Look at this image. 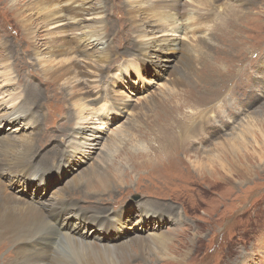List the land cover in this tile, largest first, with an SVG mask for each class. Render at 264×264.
Masks as SVG:
<instances>
[{
  "label": "rangeland",
  "instance_id": "1",
  "mask_svg": "<svg viewBox=\"0 0 264 264\" xmlns=\"http://www.w3.org/2000/svg\"><path fill=\"white\" fill-rule=\"evenodd\" d=\"M13 1L0 0V92L8 89L7 95L0 94V120L6 122L0 127V139L8 136L18 146L30 142L27 156L33 166L44 169L56 164L60 170L59 176L50 172L44 191L35 187L34 180L23 195L46 192L47 210L52 198L63 193L84 208L96 207L94 212L121 214L125 225L115 220L114 226L124 228L121 233L126 237L117 242L154 237V246L140 250L133 246L138 256L130 264H264V90L258 88L264 79V0H176L184 4L181 14L186 12L189 18L184 23L168 22L160 32L148 29L144 38L131 29L129 3L100 0L111 49L108 58L97 62L86 57L92 46H75L76 52H83L75 58L76 79L55 85L46 82L48 71L62 55L48 62L52 55L43 41L76 40L97 29L92 20L97 17L85 15L87 25L82 29L71 30L69 25L62 29L33 16L36 11L25 7V0L18 6L21 13L11 12ZM88 4L93 7L94 0ZM138 16L159 25L153 16ZM30 18L35 30L31 36L25 28ZM162 39L174 42L165 47L157 42ZM34 41H39L37 46ZM146 44L151 45L148 52L139 50ZM245 72L250 85L223 90L229 78L238 82ZM26 84L38 95L37 102L27 106L31 111L27 121L9 113L21 99L10 98L13 85L20 91ZM91 94H103L107 101L100 96L92 103L94 98H88L91 105L83 103L84 118L78 117L82 105L78 100ZM196 94L206 95L205 104L219 106L223 118L206 123L207 140L185 145V153L178 147L185 137L176 136L174 141L173 127L179 114L186 123L182 132L195 136L192 127L199 118L191 112L204 108H191ZM224 102L228 107H221ZM165 106L170 109L162 114ZM157 111L162 114L159 118ZM161 125L166 130L157 142ZM214 154L217 177L212 175ZM169 160L179 168L186 164L198 182L180 180L175 185L176 180L166 175L173 167ZM145 202L154 213H142ZM164 211L169 214L163 217ZM87 231L98 233L93 225ZM69 254L81 264H106L104 256ZM8 256L4 248L0 264Z\"/></svg>",
  "mask_w": 264,
  "mask_h": 264
},
{
  "label": "bare ground",
  "instance_id": "2",
  "mask_svg": "<svg viewBox=\"0 0 264 264\" xmlns=\"http://www.w3.org/2000/svg\"><path fill=\"white\" fill-rule=\"evenodd\" d=\"M125 1L129 3L127 6V12L131 17L130 26L133 32L136 33L137 37L144 38L149 31L148 29L154 32H160L163 30L164 24H167L168 22L177 24L178 20H180L184 23L187 18H189L188 15H185L186 12L181 14V11L185 9L183 7L184 4L178 3L176 0ZM21 2L22 0H14L9 7L11 12L16 11V14L21 13V9L18 7ZM25 7L34 8L36 15L34 13L32 15L36 16L37 19H40L48 25H53V27L57 26L59 28L61 27L62 29H65L68 25L71 27V30L82 29L87 25L84 23V21L88 20L85 15L97 17L92 18L93 23L97 25V29L84 32L83 36L76 40L59 37L57 39L43 41L47 46V53L52 55L48 62L58 59L57 57L62 55V57L60 56L61 58L49 68V80L46 82H52L55 85L59 80L67 79L69 81L76 79L78 69L76 67L75 58L78 55H83V52L81 51L82 49L76 52L75 46L78 48L79 44L93 47L92 53L87 52L88 54L86 57L95 58V61L97 62L104 58H108L111 49L109 47V39L105 32V15L103 14L100 0H94L93 7L88 4V0H25ZM64 7L66 10H63ZM151 13H153V15H151ZM138 14L144 15V17H147L148 15L153 16V18H156L153 21L154 24L159 25L154 26L152 23L145 22L140 16H138ZM31 20L32 19L30 18V22L25 25L27 34L30 36L35 32L30 25ZM186 28L187 26H185V29ZM183 29L184 28H181L179 30L183 32ZM56 32L61 33L59 32V29H57ZM118 37L120 40L122 35L120 34ZM171 41L172 43L174 42L173 40H170L169 42ZM38 42L34 41V46H37ZM157 42H164L165 47L169 43L165 39L158 40ZM150 47L151 45L148 44L140 45L139 50L146 53ZM95 66H97V70L101 72L102 67H100L98 63H95ZM247 66L248 64H245L244 68ZM259 67L260 62L255 64V70L258 71ZM253 70L254 69L251 71ZM246 74L247 72L243 74L238 82L229 78L228 82L224 85L223 90L228 86H230L233 91L237 90L244 84L250 85L251 82L249 78L244 77ZM87 76L90 77L88 74ZM18 82H21V80H18ZM46 85L49 86L48 84ZM258 88L260 91L264 90V79L259 81ZM12 89L14 90V93L10 95V98L16 95L15 97L19 96L21 99L10 108L9 113L12 116L20 115L24 120H29L31 111L27 106L30 103L34 104L37 102V89L28 84L24 85L23 89L20 91H17V87H14V85ZM7 91L8 89H3L0 94H6ZM208 93L209 90L206 91V95ZM206 95L196 94L197 98L190 104L191 108L204 106V108H197L195 111L192 109L193 112H191L193 118H199L196 120V125L192 127L191 133H194V137L191 136L190 133L184 134L182 132L186 123L179 114L175 117V124L173 127L175 129V135L172 139L174 140L176 136L185 137L184 139L181 138V144L183 146L178 145V147L182 149V152L186 153L185 145H190V143L200 144L207 140V136L204 132L206 123L211 121V124H213L215 119L219 118V120H221L223 118L222 113L217 111L219 106H211L209 103L205 104L203 102L202 99H204ZM92 96L93 94L85 95L78 100V104H82L78 111L80 114L78 117L84 118L82 115V108L84 107L83 103H86V100ZM100 96L92 97L94 100L91 102L97 103L100 101V98L103 101H107V98H105L103 94ZM91 102H87L86 104L91 105ZM103 104L101 105L102 107L104 106ZM205 105L208 106L205 107ZM221 107L226 108L228 105L224 102ZM167 108L168 110L170 109L168 106L161 107L162 114L165 113ZM204 112L212 113L214 116L205 117ZM162 114L161 112H158V118ZM11 121L13 120H8L7 122ZM17 121H21V119H17ZM4 123H6L4 120H0V127L3 126ZM158 127L159 126H157V128ZM188 127L189 126H187V128ZM159 129L161 130L159 132H162V134L156 139L157 142L163 139L166 127L161 125ZM13 130L14 128L11 131ZM7 137L0 139V253L4 248H8L9 256L3 260L5 264H81L77 261L76 257H74V260L71 257L72 255L70 256L69 253L73 254L74 252L90 254L93 256H104L106 257V264H130L133 261V258L138 256L136 248L133 249V246L137 245L138 250L146 245L154 246V237H149L146 241L137 239L131 242H117L125 235L121 233L124 228L122 230L115 228V220H118V223H120L121 220V222L123 221V225H125L126 218H123L121 214L117 215L110 210H106L108 209L107 207L98 208V210H106L104 213L94 212V208L96 207L84 208L83 205H77L78 201L60 193L57 196L58 199H61L56 200L57 196H55L54 199L52 198V202L54 200L56 201L53 203L51 202V210H47L43 203L47 200L43 197L46 192H40L37 195L31 194L30 197H25L23 192L28 186H30L32 181L35 180L37 182V185L35 186L36 188H40L44 191L48 186L50 172L55 171L59 176L60 170L56 168V164L54 168L48 166V168L44 169H39L38 166H33L31 159L27 156V152L32 148L31 143L21 141L20 146H18L14 143V140ZM171 144H173V141ZM166 154L168 153H165V155ZM212 160V175L215 177L218 173L215 166L218 163L216 154L213 155ZM62 162L63 160L60 161V163ZM170 162L171 160L167 161V164ZM171 164H173V167L168 173H166V175L169 176V179L176 180L175 185H179L180 180H184L185 183H190L192 185H195L198 182L196 178L194 179L195 174L192 173L191 168H187L186 164V168H184V164H181V168L177 167L173 162H171ZM165 185L168 184H164V186ZM147 205L148 204L146 203V205L143 206L142 213L146 215L154 213L153 210L148 209L151 205ZM162 213L163 217L169 214L166 211ZM91 225L98 230V233L91 234L87 231L88 226ZM84 264L101 263L84 262Z\"/></svg>",
  "mask_w": 264,
  "mask_h": 264
}]
</instances>
